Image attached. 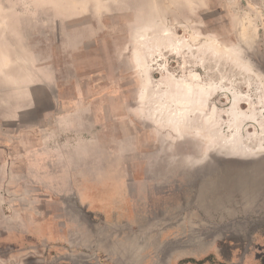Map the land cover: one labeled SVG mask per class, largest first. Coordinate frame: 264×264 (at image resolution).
<instances>
[{"label": "rangeland", "instance_id": "374dc122", "mask_svg": "<svg viewBox=\"0 0 264 264\" xmlns=\"http://www.w3.org/2000/svg\"><path fill=\"white\" fill-rule=\"evenodd\" d=\"M15 12L31 16V74L51 66L58 86H32L28 123L0 125V158L37 148L59 94L77 97L63 110H86L87 128L51 141L92 143L95 161L40 200L36 185L22 197L21 181L1 180L21 159L0 166V209L102 235L97 250L36 244L29 264H264V213L243 211L264 209V179L213 172L264 155V0H0V15ZM94 167L111 170L96 185L119 198H89Z\"/></svg>", "mask_w": 264, "mask_h": 264}, {"label": "crops", "instance_id": "0c3cea01", "mask_svg": "<svg viewBox=\"0 0 264 264\" xmlns=\"http://www.w3.org/2000/svg\"><path fill=\"white\" fill-rule=\"evenodd\" d=\"M35 18L37 19V17ZM30 19V15L18 12L7 16L0 15V125L8 123L25 125L28 123L30 104L36 102L30 94L32 86L42 90L49 89V91L58 86L51 66H43L37 71V74L30 72L31 59L27 41ZM42 21L45 23L44 15ZM51 98V103L59 104L60 111L50 113L48 116L49 125L47 123L41 125L39 122L41 115L39 111L37 112L39 131L41 134L43 131L44 140L38 143L37 148L34 147L33 151L31 147L23 148L20 150L21 152L11 149L6 152L3 158H0V166H4L7 170L12 167V160L21 159V174L9 171L1 177V180L6 185L21 181L24 186L21 192L22 197L30 196V184L37 186L38 193L35 197L39 200L55 198V196L61 197L63 193L67 194L72 190V184L78 180L79 161L94 160L92 143L79 144L71 139L65 142L51 141L57 137L66 138L72 134L77 135L79 129L85 130L87 122L84 120L88 117V112L84 109L63 110V106H66L67 103L77 102V97L65 99L56 94ZM89 126L92 128L93 123L91 122ZM82 151L91 152L90 157L79 160V152ZM95 164L97 167V162ZM95 167L88 173L90 181L86 180V182L92 183L89 186L92 196L89 198H100L103 200L102 202H105L106 198H119L117 192L107 196L104 195V190L98 189L96 183L108 179L111 170L106 168L99 171ZM2 193L12 195V187L7 186ZM89 204L93 206L97 205V202H89ZM37 212V219L34 221L26 217L29 215L27 207L22 208L15 215L6 214L0 209V247L5 248V255H0L1 263L17 264L21 261L23 264L24 262L29 264L31 261L29 260L31 256L29 251L36 244L37 246L43 244L55 249L57 248L56 244L57 246L67 245L70 247L77 244L83 246L89 245L95 239L94 247L97 250L98 242L102 237L100 233H96L93 238L86 228L69 223H65L58 230L49 221V218L45 217L44 211L38 210ZM81 236L84 237L81 238Z\"/></svg>", "mask_w": 264, "mask_h": 264}, {"label": "water", "instance_id": "95a60500", "mask_svg": "<svg viewBox=\"0 0 264 264\" xmlns=\"http://www.w3.org/2000/svg\"><path fill=\"white\" fill-rule=\"evenodd\" d=\"M227 163V167H223L225 165L222 163L218 164V168L221 169H215L213 172H221L217 175L218 177L242 178L248 181L264 179V155L243 160H231ZM210 176H215V174Z\"/></svg>", "mask_w": 264, "mask_h": 264}, {"label": "flooded vegetation", "instance_id": "af4514ba", "mask_svg": "<svg viewBox=\"0 0 264 264\" xmlns=\"http://www.w3.org/2000/svg\"><path fill=\"white\" fill-rule=\"evenodd\" d=\"M244 212H246V213H264V209H258V208H256V209H254V208H247V209H244L243 210Z\"/></svg>", "mask_w": 264, "mask_h": 264}, {"label": "bare ground", "instance_id": "6f19581e", "mask_svg": "<svg viewBox=\"0 0 264 264\" xmlns=\"http://www.w3.org/2000/svg\"><path fill=\"white\" fill-rule=\"evenodd\" d=\"M231 150L233 151L234 154H239V153H238V148H237L236 145H232Z\"/></svg>", "mask_w": 264, "mask_h": 264}, {"label": "trees", "instance_id": "16d2710c", "mask_svg": "<svg viewBox=\"0 0 264 264\" xmlns=\"http://www.w3.org/2000/svg\"><path fill=\"white\" fill-rule=\"evenodd\" d=\"M211 257H212V256H209V258L199 261L198 264H203V263H205L206 261H210ZM189 261H192V260H189Z\"/></svg>", "mask_w": 264, "mask_h": 264}]
</instances>
